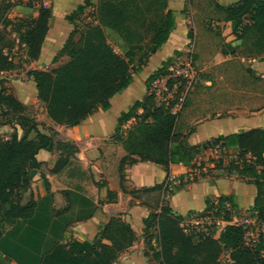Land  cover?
<instances>
[{"label": "crops", "instance_id": "crops-1", "mask_svg": "<svg viewBox=\"0 0 264 264\" xmlns=\"http://www.w3.org/2000/svg\"><path fill=\"white\" fill-rule=\"evenodd\" d=\"M165 1L167 10L177 13L178 22L168 43L150 55L140 68L132 69L129 87L110 100L107 111L98 110L80 125L67 128L48 118L27 73L49 71L66 62L65 55L52 62L74 30V25L65 17L85 6V0H10L13 6L6 16L14 23L36 20L41 7L49 9L52 15L37 61L18 65L20 58H26V48L18 44L15 33L11 34L17 43L11 57L18 66L0 72V92L3 90L14 97L24 108L22 115L31 119L41 134L51 136L55 132L54 142L71 145L74 149L69 153L62 146L51 152L41 150L36 156L39 167L29 171V186L20 192L19 201L20 206L33 203V214L28 219L0 225V264H42L58 245L73 241L93 244L99 226L113 217L127 223L135 236V242L120 254L115 264H158L150 257L146 244L151 236L150 246L154 248L156 231L152 227L146 232L144 220L158 214L162 204L181 217V224L190 227L195 238L209 234L205 232V218L210 212L219 211L220 201L224 203L221 210L229 214L230 220H241L255 213L252 211L257 195L254 179L233 171L237 164H250V155L242 157L235 148L210 147V144L219 136L254 129L264 131V108L251 107L250 96L226 99L218 93L210 96L201 92L214 90L215 82L208 74L228 62H239L249 73L264 77V55L244 53L246 43L236 39V22L225 21L223 11H218L220 14L208 23H193V0ZM211 1V9H216L215 6L226 8L239 0ZM76 19L81 24L94 22V9L85 7ZM189 30L192 38L188 37ZM105 35L115 52L123 55L118 36L109 30H105ZM174 50L180 51V56L174 57L172 62L190 56L195 72L202 78L192 87L177 115L174 132L181 136L186 148L207 146V149H201L187 164H170L166 168L147 160L125 164L120 169L121 160L128 155L127 139L136 120L132 117L116 130L118 119L137 101L150 96L152 80L149 78L172 57ZM0 112V139L9 140L13 135L22 139L24 130L18 116L6 108H0ZM142 112L140 108L135 114ZM8 117L9 120L2 121ZM36 136L32 131L27 138L35 140ZM177 142L172 146L176 147ZM59 160L65 161V166L54 174L51 170ZM166 179L171 180L172 188L165 197L162 190L145 191L160 186ZM109 194H114L116 199L111 200ZM209 235L217 239L220 234ZM146 252L150 254L148 257ZM225 258L228 262V256Z\"/></svg>", "mask_w": 264, "mask_h": 264}, {"label": "trees", "instance_id": "trees-1", "mask_svg": "<svg viewBox=\"0 0 264 264\" xmlns=\"http://www.w3.org/2000/svg\"><path fill=\"white\" fill-rule=\"evenodd\" d=\"M0 5L3 14L13 6L10 0H3ZM87 6L94 9V22L81 24L76 17ZM215 8L226 14L225 21L236 22V39L249 43L248 54L264 55V0H239L226 8ZM51 15L52 12L43 7L39 9L36 20H19L14 23L6 14L1 15L0 44L3 45L0 46V72H8L18 65L39 59ZM176 15V12L167 10L165 0H85V6L65 17L74 25V30L52 62H57L63 55L67 57L66 62L49 71L33 70L27 73L35 84L37 99L45 107L48 118L58 126L72 128L98 110L107 111L110 100L129 87L132 69L135 66L140 68L150 55L162 49L171 39L178 28ZM105 30L118 36L124 49L123 55L116 53L108 43ZM6 33H15L19 39L18 44H24L26 48V58H20L18 65L11 57L14 46L9 47L4 43ZM188 37H193L190 31ZM178 56L180 51L174 50L172 57L163 62V66L149 81L164 75L174 57ZM0 108H6L18 116L19 125L24 130V137L20 140L16 135L9 140L0 139L2 225L3 222L13 223L32 216L34 204L30 202L20 206L19 201L20 192L29 186V171L39 167L36 160L38 153L41 150L51 152L62 146L70 153L74 148L54 142L52 135L41 134L36 124L22 115L24 108L3 90L0 92ZM140 108L142 114L136 115L135 112ZM171 108L172 104L158 105L148 96L120 115L116 130L128 119L133 117L136 120L127 139L129 157L121 160L120 169L128 164V159H131V164L148 160L166 168L170 164H187L201 149H207V146L186 148L182 145L181 136L174 132L177 115L171 112ZM32 131L37 136L35 140H28L27 136ZM175 141H178L177 146L173 147ZM216 146L235 148L242 157L250 155V164H237L233 171L241 177L254 179L257 195L252 211L264 222V131L254 129L219 136L210 144V147ZM64 166L65 161L59 160L51 172L58 173ZM165 182L145 191L162 190L165 197L168 194L164 188ZM109 195L111 200L116 199L114 194ZM223 204V201L219 202V211H222ZM224 219H229L225 211ZM181 221V217L165 204H162L158 214H152L144 220L146 232L152 227L156 231L154 248L150 246L152 237L147 238L146 244L151 255L146 252L145 256L150 255L158 264H264L263 237L253 247H249L244 244L245 231L241 227L227 225L217 239L211 235L195 238L185 233ZM134 242L135 236L130 226L120 218L113 217L99 226L93 244L73 241L58 245L44 258L42 264H115L120 254ZM223 256H228V262L221 261Z\"/></svg>", "mask_w": 264, "mask_h": 264}, {"label": "built area", "instance_id": "built-area-1", "mask_svg": "<svg viewBox=\"0 0 264 264\" xmlns=\"http://www.w3.org/2000/svg\"><path fill=\"white\" fill-rule=\"evenodd\" d=\"M188 53L190 54L189 51ZM194 79L195 70L192 65V58L190 56L185 57L183 60L178 58L163 76L151 82L149 95L158 105L172 104L171 112L178 115L192 90ZM170 183V179L165 182L164 188L166 187L167 191H171L172 185ZM217 213L220 215L217 216ZM204 225L205 232L214 233V235L220 234L227 225L241 227L245 231L244 244L249 247H253L261 237L264 238V222L258 219L257 213L241 220H226L223 211H212L205 218ZM181 227L185 233L191 234L190 227H185L183 224H181Z\"/></svg>", "mask_w": 264, "mask_h": 264}, {"label": "rangeland", "instance_id": "rangeland-1", "mask_svg": "<svg viewBox=\"0 0 264 264\" xmlns=\"http://www.w3.org/2000/svg\"><path fill=\"white\" fill-rule=\"evenodd\" d=\"M3 2V0H0V4ZM6 3V1H4ZM3 3V4H5ZM192 12L194 15L193 23H200L203 22H209L211 19H214L216 17V14H218L219 10L211 9L212 8V1L211 0H193L192 1ZM0 8L2 6L0 5ZM6 14V13H5ZM2 11H0V18L5 15ZM220 14V13H219ZM2 15V16H1ZM192 15V16H193ZM190 31V30H189ZM191 32V31H190ZM4 43L8 44L9 47H13L12 51H16V41L11 35H7V33L4 35ZM111 44V43H110ZM3 43L0 44L2 46ZM111 46H113L111 44ZM114 50L115 47L113 46ZM249 50V43H246V51L245 54L248 53ZM121 55V54H120ZM189 57V56H188ZM193 65V63H192ZM210 78L215 82L214 90L208 91V92H201L203 95H210L215 96L218 95L226 98V99H232L235 96H250L252 104L251 107L255 108H264V77H260L254 74L249 73L246 71L241 63L239 62H228L226 64H223L222 66H219L215 68L213 71H211L209 74ZM198 76V74L195 72V79L193 86L195 83L199 80H201ZM180 89V88H179ZM191 92V91H190ZM190 94V93H189ZM189 96V95H188ZM188 98V97H187ZM187 100V99H186ZM202 106L199 107V109ZM15 117V116H13ZM12 117V118H13ZM9 120V117L6 119H2V121ZM15 121L14 119H12ZM19 122V121H18ZM53 138L55 139L56 133L53 132L52 134ZM128 156V155H127ZM129 157V156H128ZM128 164H131V159H128ZM255 233V232H254ZM225 256L222 257L221 261L223 263H226Z\"/></svg>", "mask_w": 264, "mask_h": 264}, {"label": "bare ground", "instance_id": "bare-ground-1", "mask_svg": "<svg viewBox=\"0 0 264 264\" xmlns=\"http://www.w3.org/2000/svg\"><path fill=\"white\" fill-rule=\"evenodd\" d=\"M163 76V75H162ZM160 77V76H159ZM184 107V106H183Z\"/></svg>", "mask_w": 264, "mask_h": 264}]
</instances>
